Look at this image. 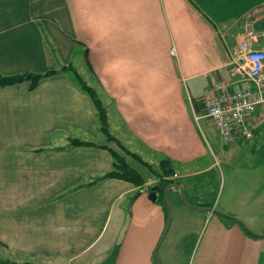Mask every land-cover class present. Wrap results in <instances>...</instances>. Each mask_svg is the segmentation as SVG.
<instances>
[{
    "label": "crops",
    "instance_id": "crops-1",
    "mask_svg": "<svg viewBox=\"0 0 264 264\" xmlns=\"http://www.w3.org/2000/svg\"><path fill=\"white\" fill-rule=\"evenodd\" d=\"M247 25L259 36L253 47L264 49V0H0V74L60 70L34 89L30 81L0 86L2 264H108L113 254L112 264H158L168 210L159 195L150 199V179L102 178L113 153L123 154L117 141L156 167L171 161L170 179L188 201L219 209L194 180L217 157L200 121L209 119L205 93L215 83L242 86L230 61ZM77 61L109 107L112 142L76 81ZM169 198L162 264H186L173 243L183 253L190 236L188 264H264V237L184 205L176 188ZM220 210L245 217L225 202Z\"/></svg>",
    "mask_w": 264,
    "mask_h": 264
},
{
    "label": "rangeland",
    "instance_id": "rangeland-1",
    "mask_svg": "<svg viewBox=\"0 0 264 264\" xmlns=\"http://www.w3.org/2000/svg\"><path fill=\"white\" fill-rule=\"evenodd\" d=\"M74 71L75 74L94 90L109 118V107L102 101V94L99 85L97 84L96 79L90 74V71L86 68L85 63L77 61ZM200 125L204 136L212 144H209L210 148L212 149L213 146L212 151L214 150L217 155V157L210 156L205 159L202 165L203 167L210 166L211 164H214V166H212L207 173H203L194 179L196 182L200 183L198 187L200 198L206 202H211V204L213 203L215 206L219 203L217 207L219 208L218 210H220V206L223 202L227 205L230 204L233 210L245 216L244 218L251 219L250 221H247L242 217H238L253 232L258 233L264 228V126L260 128L253 139L244 140L242 143L235 142L225 145L220 131L209 119H202ZM109 132L111 133L110 130ZM120 143L121 144H118V146L123 151V154L120 157L123 158L132 168L136 169L145 180L150 179L157 186L159 183L161 184L163 178L159 177L157 174L161 172L158 168L160 166L158 165L156 168L153 164H151L152 166L144 164L145 161L141 157V160L136 158L134 152L130 151V149H128L121 141ZM186 218L187 217L183 219L184 222ZM230 222L241 228L239 223L233 221ZM206 227L207 225L204 226V228ZM203 235L204 237L206 236V234H204V229L200 234L199 240L202 239ZM190 237H187L186 251L183 253L181 250L176 249V240L173 243V251H177V253L181 252L180 255L182 259H187L185 261L186 264L193 261L196 253V250H194L195 246L193 247ZM165 240L166 241L162 243L164 246L163 249L169 242V235ZM119 242L120 241H117L111 245L108 255L114 251ZM162 244L159 248L162 247ZM160 253L158 250V258L160 264H162ZM1 260L3 259H0V264H2Z\"/></svg>",
    "mask_w": 264,
    "mask_h": 264
},
{
    "label": "built area",
    "instance_id": "built-area-1",
    "mask_svg": "<svg viewBox=\"0 0 264 264\" xmlns=\"http://www.w3.org/2000/svg\"><path fill=\"white\" fill-rule=\"evenodd\" d=\"M245 29L246 38L234 49L230 61L231 75L238 77L242 86L229 89V83L221 81L205 93L206 117L227 144L253 139L264 126V49L253 47L259 36L250 25Z\"/></svg>",
    "mask_w": 264,
    "mask_h": 264
},
{
    "label": "trees",
    "instance_id": "trees-1",
    "mask_svg": "<svg viewBox=\"0 0 264 264\" xmlns=\"http://www.w3.org/2000/svg\"><path fill=\"white\" fill-rule=\"evenodd\" d=\"M87 60H88V65H89L88 67L92 70V67L89 63V59L87 58ZM56 73H60V70L59 71L53 70V71H50L44 74L24 73V74H17V75H11V76L0 74V86L3 87V86L14 85L16 83H20L24 81H30L31 89H34L36 88L38 82L41 79L51 76ZM75 78H76L77 83L80 85V87L84 91L88 92L90 96L93 98L94 102L96 103V106L99 110L100 126L105 136L107 137V140L108 141L114 140L115 139L114 136H112V134L109 132L108 115L105 109L102 107V103L98 100L96 93L77 74H75ZM117 143L119 145L121 144L119 141H117ZM84 144L90 145V143H84V142H80L77 140L73 141L74 146H79V145H84ZM113 156H114V169L102 178H107V177L120 178V179H125L127 181H130L136 186H143V184L145 183V179L141 176V174L136 169L132 168L123 158L120 157V155L113 153ZM134 156L140 159L138 155L134 154ZM144 164H148V163L144 162ZM148 165L152 166L151 164H148ZM159 166L160 167L158 168L161 170V172L157 174L159 175V177H162L163 180L161 184L160 183L158 184V186L157 185L151 186L149 189L151 191H156L158 193L159 202H161L164 205V208L167 209L166 201H165V189L168 186L174 184L173 180L170 178L174 176L175 173H174V168L172 166V162L169 160H163L162 162H160ZM113 259H115L114 254L110 258V261L108 262V264H112L111 260L113 261Z\"/></svg>",
    "mask_w": 264,
    "mask_h": 264
},
{
    "label": "water",
    "instance_id": "water-1",
    "mask_svg": "<svg viewBox=\"0 0 264 264\" xmlns=\"http://www.w3.org/2000/svg\"><path fill=\"white\" fill-rule=\"evenodd\" d=\"M172 188H176L179 190L181 200H182L184 205L191 207V208H194V209L199 210V211H207V212H211V213L220 214L223 216L230 217L234 221L238 222L242 227H244L252 235L257 236V237H264V234H258V233L253 232L240 218H238L236 216L227 214V213L222 212V211L215 209V208L202 207V206H198V205H194V204L190 203L188 201V198L186 196V193H185L183 186H181L179 184H172L165 189V201H166V206H167V210H168V219H167V223H166L163 235H162V237L158 243V247L156 248V252H155L156 259L158 260V264H160L159 258H158V248H159L160 244L162 243L164 237L166 236V233L168 232L171 221H172V206H171V202H170V198H169L170 190ZM150 199L153 201H157L158 200V193L156 191L150 192Z\"/></svg>",
    "mask_w": 264,
    "mask_h": 264
}]
</instances>
